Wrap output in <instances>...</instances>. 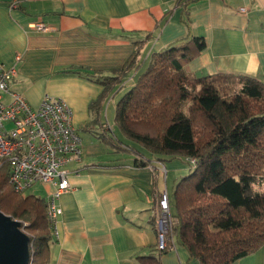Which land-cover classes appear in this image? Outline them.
I'll return each instance as SVG.
<instances>
[{
	"label": "crops",
	"instance_id": "obj_1",
	"mask_svg": "<svg viewBox=\"0 0 264 264\" xmlns=\"http://www.w3.org/2000/svg\"><path fill=\"white\" fill-rule=\"evenodd\" d=\"M35 22L49 29L34 31ZM147 34L143 58L189 34L204 41L187 64L192 73L264 82V0H194L187 8L176 0H0V62L16 70L9 90L32 107L45 95L61 99L80 132L82 159L68 165L70 188L57 199L61 214L55 229L50 225V264H140L136 257L157 247L158 196L171 193L187 165L172 160L137 167L129 153L113 152L80 131L103 88L86 74L121 68L134 41ZM9 99L3 95V101ZM39 185L45 200L54 187ZM160 260L200 264L180 245ZM230 264H264V244Z\"/></svg>",
	"mask_w": 264,
	"mask_h": 264
},
{
	"label": "trees",
	"instance_id": "obj_2",
	"mask_svg": "<svg viewBox=\"0 0 264 264\" xmlns=\"http://www.w3.org/2000/svg\"><path fill=\"white\" fill-rule=\"evenodd\" d=\"M192 1L176 5L187 8ZM149 39L147 34L134 41L121 68L86 74L103 88L80 131L113 152L133 155L137 167L172 160L188 167L167 194L165 247L136 257L140 264H161V255L175 245L200 264H230L264 244V82L248 75L192 73L187 64L204 48L201 37L187 34L143 58ZM130 72L133 82L125 89ZM121 90L109 128L104 102ZM0 212L20 221L31 264H50L54 240L45 200L14 193L6 165L0 167Z\"/></svg>",
	"mask_w": 264,
	"mask_h": 264
},
{
	"label": "built area",
	"instance_id": "obj_3",
	"mask_svg": "<svg viewBox=\"0 0 264 264\" xmlns=\"http://www.w3.org/2000/svg\"><path fill=\"white\" fill-rule=\"evenodd\" d=\"M10 6L15 8L16 3ZM30 27L39 32L49 29L42 22ZM15 76L13 66L7 68L0 62V167L6 165L7 183L16 194L25 195L36 184L53 185L45 209L55 229L61 214L57 199L70 188L68 165L82 159L81 138L69 107L61 99L45 95L37 107H32L19 93L9 90V81ZM4 94L10 95L8 102L3 101ZM158 208L157 248L161 250L168 226L166 191L160 194Z\"/></svg>",
	"mask_w": 264,
	"mask_h": 264
},
{
	"label": "water",
	"instance_id": "obj_4",
	"mask_svg": "<svg viewBox=\"0 0 264 264\" xmlns=\"http://www.w3.org/2000/svg\"><path fill=\"white\" fill-rule=\"evenodd\" d=\"M29 237L20 222L0 212V264H30Z\"/></svg>",
	"mask_w": 264,
	"mask_h": 264
},
{
	"label": "rangeland",
	"instance_id": "obj_5",
	"mask_svg": "<svg viewBox=\"0 0 264 264\" xmlns=\"http://www.w3.org/2000/svg\"><path fill=\"white\" fill-rule=\"evenodd\" d=\"M133 75L134 74L130 72L128 76L124 79L123 84H124L125 89L127 88V86H129L133 82V78H134ZM123 90H121L115 97L107 98L106 101L104 102V108H103L104 111H103L102 117L106 123L110 124L113 122V117L115 113L114 105L116 103V100L120 96V94L123 92ZM27 193L35 195L37 197H43L46 194L44 188H42L39 184L34 185ZM20 229L22 230L23 228L21 227Z\"/></svg>",
	"mask_w": 264,
	"mask_h": 264
}]
</instances>
